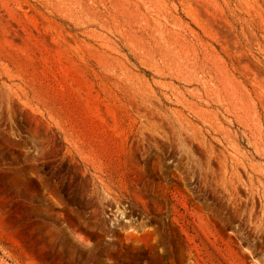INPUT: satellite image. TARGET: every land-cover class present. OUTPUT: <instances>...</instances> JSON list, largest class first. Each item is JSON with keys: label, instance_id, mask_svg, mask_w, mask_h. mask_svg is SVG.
Masks as SVG:
<instances>
[{"label": "rangeland", "instance_id": "rangeland-1", "mask_svg": "<svg viewBox=\"0 0 264 264\" xmlns=\"http://www.w3.org/2000/svg\"><path fill=\"white\" fill-rule=\"evenodd\" d=\"M0 264H264V0H0Z\"/></svg>", "mask_w": 264, "mask_h": 264}]
</instances>
